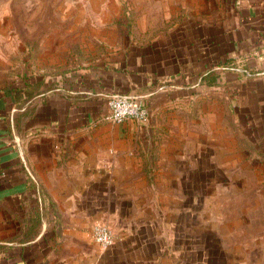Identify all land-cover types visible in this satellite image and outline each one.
<instances>
[{"label": "rangeland", "instance_id": "obj_1", "mask_svg": "<svg viewBox=\"0 0 264 264\" xmlns=\"http://www.w3.org/2000/svg\"><path fill=\"white\" fill-rule=\"evenodd\" d=\"M221 1L0 0V96L197 33ZM213 89L165 110L142 164L112 184L115 215L99 222L130 240L131 264H264V109L221 106Z\"/></svg>", "mask_w": 264, "mask_h": 264}, {"label": "crops", "instance_id": "obj_2", "mask_svg": "<svg viewBox=\"0 0 264 264\" xmlns=\"http://www.w3.org/2000/svg\"><path fill=\"white\" fill-rule=\"evenodd\" d=\"M220 3L214 19L190 25L197 33L169 32L53 85L44 79L21 108L1 94L0 264H131L130 240L117 235L103 249L93 227L115 215L112 184L142 164L162 113L210 88L221 106L264 109V0ZM211 69L215 83H200ZM119 93L144 95L147 121L105 120Z\"/></svg>", "mask_w": 264, "mask_h": 264}, {"label": "built area", "instance_id": "obj_3", "mask_svg": "<svg viewBox=\"0 0 264 264\" xmlns=\"http://www.w3.org/2000/svg\"><path fill=\"white\" fill-rule=\"evenodd\" d=\"M242 73L251 75L247 70L241 69ZM108 112L105 120L112 123H122L126 120L144 121L148 118V109L142 96L119 93L110 96L107 101ZM93 239L103 249L115 244L116 236L112 229L103 222H96L93 227Z\"/></svg>", "mask_w": 264, "mask_h": 264}, {"label": "trees", "instance_id": "obj_4", "mask_svg": "<svg viewBox=\"0 0 264 264\" xmlns=\"http://www.w3.org/2000/svg\"><path fill=\"white\" fill-rule=\"evenodd\" d=\"M227 67H230V69H239L236 66L228 65ZM241 69L247 70L251 73L250 76H248L246 73H243L244 76L247 77H253L255 72H252L251 70H248L246 67H241ZM218 77L217 73L214 72V70H208L204 74H202L200 83L206 84L207 86H212L216 78ZM44 79L39 78H29L27 80H24L19 85H14L3 91L4 95L10 96L13 103L16 104L18 108L23 107L25 102L33 98L36 94L39 93L40 87L43 85ZM138 95V94H136ZM144 96V95H139ZM144 99V97H143Z\"/></svg>", "mask_w": 264, "mask_h": 264}]
</instances>
